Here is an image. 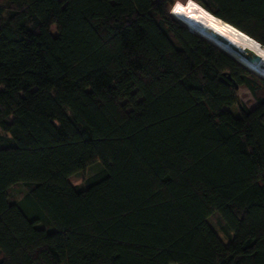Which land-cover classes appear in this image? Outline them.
<instances>
[{"label": "trees", "instance_id": "16d2710c", "mask_svg": "<svg viewBox=\"0 0 264 264\" xmlns=\"http://www.w3.org/2000/svg\"><path fill=\"white\" fill-rule=\"evenodd\" d=\"M171 1L0 0V264H264V77L177 19L264 0Z\"/></svg>", "mask_w": 264, "mask_h": 264}, {"label": "bare ground", "instance_id": "6f19581e", "mask_svg": "<svg viewBox=\"0 0 264 264\" xmlns=\"http://www.w3.org/2000/svg\"><path fill=\"white\" fill-rule=\"evenodd\" d=\"M191 14L189 15V17L186 18L185 25H187L191 30L195 31L196 33H199L203 38L210 41L217 48L225 51L233 58L246 65V67L251 70L252 73L254 72L255 74L264 77V48L261 47L259 43L247 37V35L238 31L229 24L212 16L200 6H196L191 12ZM215 33L227 39L239 49H241L242 47H248L252 49L258 55H260L261 61L259 63H252L246 61L242 56L238 55L236 52L230 49L228 45L217 39L214 36Z\"/></svg>", "mask_w": 264, "mask_h": 264}, {"label": "rangeland", "instance_id": "374dc122", "mask_svg": "<svg viewBox=\"0 0 264 264\" xmlns=\"http://www.w3.org/2000/svg\"><path fill=\"white\" fill-rule=\"evenodd\" d=\"M176 0H172L171 2H169L166 7L168 9H170L171 5L175 2ZM185 1L187 0H178V3L184 4ZM195 4L193 2H189L185 7L187 8V13L190 14L191 12V8L194 6ZM194 10V9H193ZM192 15V14H191ZM181 20H183L185 22L186 18L185 17H181ZM51 33L55 36L56 35V31L55 28L52 27L51 28ZM238 93V97L240 100V103L245 105L247 108L252 107L255 104V100L254 98L251 96V94L248 92V90H246L243 87H240L237 91ZM93 170L88 171L87 175L91 174ZM87 175H78V176H73L70 178V181L72 184L74 185H78L81 184L83 181V178ZM24 193V188L20 185H16L14 186L11 190H10V196H11V200L16 201L18 199L21 198V196ZM214 219H212L211 221H209V224H214Z\"/></svg>", "mask_w": 264, "mask_h": 264}, {"label": "water", "instance_id": "95a60500", "mask_svg": "<svg viewBox=\"0 0 264 264\" xmlns=\"http://www.w3.org/2000/svg\"><path fill=\"white\" fill-rule=\"evenodd\" d=\"M185 24V23H184ZM186 27L191 30L187 25ZM193 31V30H191ZM195 32V31H193ZM196 33V32H195ZM199 36H201L199 33H197ZM216 34V33H215ZM214 36L219 39L221 42L225 43L226 45H228L230 47V49H232L234 52H236L238 55L242 56L246 61L248 62H252V63H259L261 61V57L260 55H258L255 51H253L252 49L248 48V47H242L241 49H239L237 46H235L233 43L229 42L227 39L223 38L220 35H215ZM202 37V36H201ZM248 37V36H247ZM250 38V37H249ZM258 43V42H257ZM260 45V44H259ZM261 46V45H260ZM262 47V46H261ZM221 50V49H220ZM223 51V50H221ZM224 53H226L225 51H223ZM228 54V53H226ZM229 55V54H228ZM230 57H232L231 55H229ZM233 58V57H232ZM235 59V58H233ZM238 63H240L241 65H243L244 67H246V65H244L243 63H241L240 61H238L237 59H235ZM247 68V67H246ZM248 69V68H247ZM251 71V70H250ZM254 73V72H253Z\"/></svg>", "mask_w": 264, "mask_h": 264}, {"label": "snow or ice", "instance_id": "6c2138e0", "mask_svg": "<svg viewBox=\"0 0 264 264\" xmlns=\"http://www.w3.org/2000/svg\"><path fill=\"white\" fill-rule=\"evenodd\" d=\"M173 11H174L175 13H180V12H183L184 9L182 8L181 4L177 3V4L175 5Z\"/></svg>", "mask_w": 264, "mask_h": 264}, {"label": "clouds", "instance_id": "9594fccd", "mask_svg": "<svg viewBox=\"0 0 264 264\" xmlns=\"http://www.w3.org/2000/svg\"><path fill=\"white\" fill-rule=\"evenodd\" d=\"M170 12V11H169ZM173 17L177 18L175 15L172 14ZM179 21H181L182 23H185L183 20H181L180 18H177Z\"/></svg>", "mask_w": 264, "mask_h": 264}]
</instances>
